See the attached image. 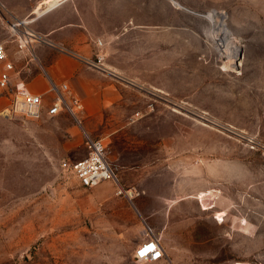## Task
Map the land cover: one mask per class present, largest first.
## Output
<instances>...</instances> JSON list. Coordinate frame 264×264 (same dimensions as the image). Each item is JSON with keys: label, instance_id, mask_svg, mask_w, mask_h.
<instances>
[{"label": "rangeland", "instance_id": "rangeland-1", "mask_svg": "<svg viewBox=\"0 0 264 264\" xmlns=\"http://www.w3.org/2000/svg\"><path fill=\"white\" fill-rule=\"evenodd\" d=\"M113 5L129 76L99 123L0 113V264H139L148 228L165 256L140 264H264V0ZM86 131L139 196L79 186Z\"/></svg>", "mask_w": 264, "mask_h": 264}, {"label": "crops", "instance_id": "crops-1", "mask_svg": "<svg viewBox=\"0 0 264 264\" xmlns=\"http://www.w3.org/2000/svg\"><path fill=\"white\" fill-rule=\"evenodd\" d=\"M46 1L0 0V44L12 61L17 77L32 93L43 97V107L53 98L47 92L49 81L56 85L66 83L71 94L83 103L79 116L82 123L84 121L87 126L99 123L103 112L121 101L115 77L129 76L123 64L124 33L114 24L116 13L121 24L122 9L113 5V0H59L49 9ZM21 21L26 23L19 26L20 30L34 38L26 49L19 50L9 26ZM96 54L103 57L105 71L87 66V61L94 59ZM9 107V98L0 91V113ZM84 135L90 137L87 131ZM138 207L143 209L142 202H138ZM142 235L135 248L144 240Z\"/></svg>", "mask_w": 264, "mask_h": 264}, {"label": "built area", "instance_id": "built-area-1", "mask_svg": "<svg viewBox=\"0 0 264 264\" xmlns=\"http://www.w3.org/2000/svg\"><path fill=\"white\" fill-rule=\"evenodd\" d=\"M46 8L42 10L45 11ZM31 21L28 20V22ZM24 21L14 22L9 26V32L13 41L16 42L19 50L26 49L34 38L32 34L23 32L19 26ZM100 45V42H98ZM103 57L96 54L94 59L87 61V66L98 71H105ZM0 91L10 100L9 113L17 112L28 118H38L42 109L46 116L54 118L62 114L70 116L76 123L83 111V104L80 99L72 95L66 83L56 85L49 81L48 93L53 95L48 105L44 106L41 95L32 93L26 84L17 77L14 65L9 59L3 45L0 44ZM85 156L74 162L71 170L76 177L79 186L85 189L94 188L101 183L112 182L115 185V194L127 200H132L139 195L138 192L123 189L117 179V169L106 156V147L101 139L85 136ZM145 239L136 247L133 253V260L136 263H153L164 258L165 253L160 239L148 228L145 231Z\"/></svg>", "mask_w": 264, "mask_h": 264}, {"label": "bare ground", "instance_id": "bare-ground-1", "mask_svg": "<svg viewBox=\"0 0 264 264\" xmlns=\"http://www.w3.org/2000/svg\"><path fill=\"white\" fill-rule=\"evenodd\" d=\"M45 4L47 5V9H49V8H51L57 4V0H48L45 2ZM40 9H41V7H40ZM37 13H38V15L41 14L40 11H37ZM215 33H216V38H218L219 47L224 52V55L230 60H235V58L238 56V50H237L238 45H237V43L234 41L227 40L220 33H217V32H215ZM20 109L21 108L18 106L17 111H20ZM208 194L212 199L214 198L213 191L208 192Z\"/></svg>", "mask_w": 264, "mask_h": 264}]
</instances>
